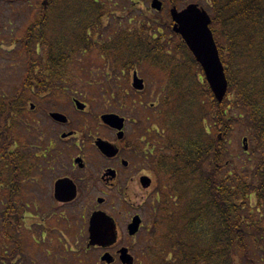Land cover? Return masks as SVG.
I'll use <instances>...</instances> for the list:
<instances>
[{"label":"trees","instance_id":"trees-1","mask_svg":"<svg viewBox=\"0 0 264 264\" xmlns=\"http://www.w3.org/2000/svg\"><path fill=\"white\" fill-rule=\"evenodd\" d=\"M208 1L228 81L220 103L168 18L134 21L128 7L116 18L115 0H49L69 29L51 31L62 39L50 41L49 52L69 51L75 36L79 56L96 52L112 72L148 66L163 91L148 108L152 121L137 120L156 132L157 167L140 264H264V0ZM233 126L243 129L247 151L233 150Z\"/></svg>","mask_w":264,"mask_h":264},{"label":"flooded vegetation","instance_id":"flooded-vegetation-1","mask_svg":"<svg viewBox=\"0 0 264 264\" xmlns=\"http://www.w3.org/2000/svg\"><path fill=\"white\" fill-rule=\"evenodd\" d=\"M49 5L0 0V264H90L95 252L101 264H137L142 224L135 235L128 226L136 216L143 221L148 193L156 190V132L137 121L128 129L125 118L115 129L101 122L113 114L105 113L93 117L106 128L95 137L93 123L78 114L85 105L75 94H63L75 77L76 37L50 62L56 44L50 41L62 39L51 31L69 29L60 26L59 7L52 12ZM57 96H67L70 114L47 104ZM96 213L114 226V236L102 245L90 244ZM121 241L132 245L119 246ZM123 249L129 263L121 261Z\"/></svg>","mask_w":264,"mask_h":264},{"label":"rangeland","instance_id":"rangeland-1","mask_svg":"<svg viewBox=\"0 0 264 264\" xmlns=\"http://www.w3.org/2000/svg\"><path fill=\"white\" fill-rule=\"evenodd\" d=\"M151 1L152 0H115L116 6L113 7L112 4H109V6L111 8L113 7L112 9L110 8V10L115 12L114 16L116 18H120L123 15L127 16L125 12L130 9L133 13L128 15V18L134 16V21L136 19L138 20V16L142 14L148 16L149 13L161 15L163 18H168L170 20L169 10L172 6H175L176 9L180 11L191 4L197 5L199 8L207 12L210 19L212 18L209 11L211 3L208 0H174L173 2H170L169 0H158L162 2V9L158 13L151 10ZM127 7L129 9H127ZM91 53L92 55L87 57L79 56L77 54L74 81L71 85L69 83L66 85L67 89L63 94H75L74 96L85 105L84 112H80L78 114L83 115L88 118L89 122L93 123L94 130L100 133L95 134V137H102L101 135L106 133V128L99 124L100 121L95 118L93 119L94 116H97L99 119L101 114L113 113L120 118L129 120L128 129L130 125L133 124L132 121H137V119H141V121H144L145 123H150L155 115L153 114L154 111L152 109H150L151 111L148 110L149 105H156L158 97L163 94L162 89L159 88V84L155 79V71L150 69L148 66L135 69L138 77L144 82L143 89L141 91H137L132 88L133 70L124 73H120L118 71L112 72L106 64L96 59V56H98L96 52ZM123 78L127 80L125 85L121 83ZM117 92H119L121 100H116L115 97L110 98L109 94H117ZM47 104L49 106H55L67 111L69 114L71 113L67 96H57L52 99H48ZM96 120L98 123H96ZM77 121L78 120L76 119L74 120L75 126H77ZM232 128L230 138L233 150L235 153L241 150L244 152L247 151V142L245 145L242 143V140L246 136L243 133V129L237 126H233ZM81 134L82 133L78 131L77 136L79 145L82 138ZM148 194L149 197L146 199V206L154 203L153 199L155 194L151 192ZM146 197L147 192L141 197V201L143 202ZM152 200L153 202L149 203V201ZM147 210V207H143L142 209V215L146 218V220H148L149 216V213L147 214ZM144 225L145 222L143 221V227ZM118 245L128 248L132 245V241H121ZM133 253V251L129 252L132 257ZM94 254L95 256L91 257L90 264H101L99 256L97 257L96 252ZM137 260V264H140V259Z\"/></svg>","mask_w":264,"mask_h":264},{"label":"water","instance_id":"water-1","mask_svg":"<svg viewBox=\"0 0 264 264\" xmlns=\"http://www.w3.org/2000/svg\"><path fill=\"white\" fill-rule=\"evenodd\" d=\"M151 8L160 11L161 2L153 0ZM172 24V32L179 35L194 60L200 65L204 78L214 99L220 103L223 101L228 90V82L225 76L224 67L219 57L218 49L209 28L211 20L208 14L195 4L188 5L181 11L172 7L169 11ZM143 80L137 77L136 72L132 76V88L141 91ZM82 105L77 103L80 109ZM101 121L115 129H122L123 119L114 114L101 116ZM246 142V139L243 140ZM143 185L147 187L149 180L143 178ZM141 219L136 216L128 226L129 235H135L140 227ZM114 236V226L109 218L103 213H96L90 221V244L102 245L101 241L107 242ZM122 263H129L131 258L126 255L125 249L121 251ZM107 255L102 261H107Z\"/></svg>","mask_w":264,"mask_h":264}]
</instances>
